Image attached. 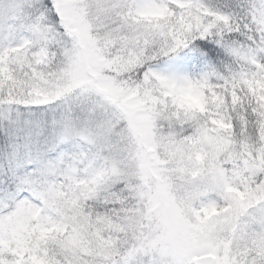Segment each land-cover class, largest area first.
Wrapping results in <instances>:
<instances>
[{
	"label": "snow or ice",
	"instance_id": "6c2138e0",
	"mask_svg": "<svg viewBox=\"0 0 264 264\" xmlns=\"http://www.w3.org/2000/svg\"><path fill=\"white\" fill-rule=\"evenodd\" d=\"M0 264H264V0H0Z\"/></svg>",
	"mask_w": 264,
	"mask_h": 264
}]
</instances>
